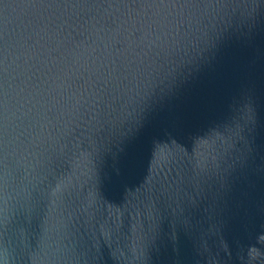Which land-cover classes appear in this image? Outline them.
I'll return each mask as SVG.
<instances>
[{"label":"water","instance_id":"1","mask_svg":"<svg viewBox=\"0 0 264 264\" xmlns=\"http://www.w3.org/2000/svg\"><path fill=\"white\" fill-rule=\"evenodd\" d=\"M0 264H264V0H0Z\"/></svg>","mask_w":264,"mask_h":264}]
</instances>
